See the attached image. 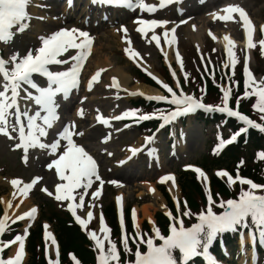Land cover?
Segmentation results:
<instances>
[{
    "label": "rangeland",
    "instance_id": "1",
    "mask_svg": "<svg viewBox=\"0 0 264 264\" xmlns=\"http://www.w3.org/2000/svg\"><path fill=\"white\" fill-rule=\"evenodd\" d=\"M66 1L67 0H56L55 2L52 0H32L31 6H33L32 8L37 14L27 12L30 18L26 21L29 25L27 29L21 33H17L16 30L13 29L14 38L9 43H0V49L2 52V58H4L5 61H8L14 53H19L21 57L25 56L29 51L24 50L27 46L36 50L42 44L40 42V37H48L62 29H78L80 31L88 32L89 37L92 40L93 55L99 57L103 62L106 61L104 64L105 66L102 69L99 68V70H94L95 73L97 71L102 72L100 77H98V82H93L92 90L89 91L88 83L94 75V72L89 68V65L86 67L83 65L80 71L79 86L69 92L67 99H64L62 94L56 98L59 105L57 108L59 119L55 121L53 127L48 130V135L41 138V142L51 144L57 139V134L61 132L63 129L62 127H65L66 125L75 133H83V135H74V137H76L75 143L78 145H85L86 148H88L89 155H91L96 161L98 174L105 182L102 187V196L96 201H93L90 196L92 191L100 187L99 181H96L93 184V187L89 189V195L85 196V205L83 209H76L77 215L86 217L85 219H87V211H93L94 209V219L89 222L86 229L82 228L75 221L73 215L67 210L70 202L57 201L55 199L56 186L67 182L58 179L55 168L49 169L47 167L51 163L53 155H49L48 150H42L39 148H30L26 155L23 148L17 147L16 145L19 143V140L17 133L11 131V125L14 124V117H11L9 132L13 138L9 139L8 136L0 135V219L5 217L1 198L5 197L10 199L12 194V190L8 188L7 182L10 183L13 179H17L22 181V184L24 185L32 183L33 179L36 177L41 179L38 180L33 188L27 193L30 196L31 205L33 204L32 207L37 209V212L34 215L35 219L32 218L31 220L26 218L23 221L7 219V228L4 234L0 235V244L13 240L17 235H24V229L26 227L30 225V227H28L29 230L34 226V222L39 215V207L45 202H51L50 205L53 207L58 209L61 208L68 212L73 221L81 227L82 233H85V237L88 240L87 244L91 246L94 251V264H97L98 250L95 248V242L90 239L88 233L95 231L98 238L103 239V234L100 232V216H103L102 208L105 204L109 202L113 203L117 217L120 215L118 219L119 221L125 210L128 211L130 217V212L134 207H139L140 209L146 203L155 201L149 193L139 194L144 190L142 183L150 182L155 186L157 191L159 190V186H162V189L165 190V193L167 194V184L159 183L157 181V176L160 173H173L171 175L174 176L176 183L177 172L181 170L184 165L192 163L199 164L203 156L206 157L209 147H211L212 153L216 152L215 149L218 145V136L225 139L230 133V129L227 127L226 123L220 122L218 119L206 117L203 114L205 113L203 110H197V112L190 114L187 118H179L163 128L158 126V128L155 129V127L153 128L152 126L154 124L153 122L147 123L146 125L150 127L145 128V132H139L136 130L137 123L133 121L134 118H130L134 123L126 124L130 125L129 127H125V125L121 126L114 121H109L107 126L101 121H94V119H97L94 117L96 113L97 115H100L101 113V116L103 115L102 118H110L112 115L114 116V114L121 115L122 112L127 110H138V114L142 113V110L130 105L129 102H131L132 99L130 100L128 97L130 95L129 93H126L125 91L120 92L119 89L112 87L109 83L106 84L107 75L113 69L124 71L125 74L130 77L131 82L129 86L131 88L135 82H139L138 77L140 76L135 75L134 70L129 72L132 68H136L140 71L137 74H144L151 78L149 75V73H151V75H154L160 81L172 87L177 95L182 91L184 94L193 95L198 99L203 97L202 102L204 104H210L207 102L205 94H203L205 89L203 82L207 79L213 84V96L210 100L212 102L210 104L211 106L222 104V89L231 88L229 105L231 107H237V100L234 99V96L236 95L233 93V90L239 80L243 83L241 93L242 96L244 95V68L246 58L250 78L255 80L257 84L264 82V55L261 54V46L259 44V41L264 39V34L261 33L262 31L260 32L259 29L260 23H264V0H232L235 5H242L245 7L249 12L250 17H252L251 19H253L252 22L254 21L253 25L255 26V30L253 32V38L251 39V42L254 44L253 48H248V43L243 44L244 46H241L239 43L240 37L238 34V24L232 16L229 18V20H231L230 22L223 19H217L215 16H210L215 8L220 7V3L224 0H185L184 4L169 6L163 9V11H159L160 15L163 17L161 20L168 22L164 26L166 31L171 32V30L175 28V33H173L174 49L177 51L176 54L179 55V62L176 55L173 53H170L169 56L171 60L169 59L168 61H166L163 56L161 49L164 46V29L156 27L154 30H149L144 25L137 23L138 20H148L149 17H139L137 13L127 14L126 11H101L92 13L80 4H75L73 8L70 7L71 10H69V4H65ZM144 2L150 6L158 8V0H144ZM113 16L117 17L118 20H112ZM103 19H106L107 22H104ZM60 24L62 25L60 26ZM137 28H144V34L138 32ZM124 29H126V31H124ZM225 30L229 31L234 38L233 45L231 44V47H229L237 61L234 68L231 66L224 49H222L217 43V38L213 37L214 35H217L216 37H218V34ZM114 31L118 34L115 35ZM190 32L195 34L197 40L190 38ZM153 34L159 37L158 41L152 39ZM123 39L127 40L128 46L124 44L122 41ZM125 49H129V52L126 53ZM132 51L138 53V57L140 56V58L148 65L152 66L154 73L152 70H145L138 66L134 62V59H132L133 57H131ZM75 54L76 50L70 49L68 53L58 58L68 59ZM225 65L228 66L225 67ZM69 67L70 65L54 67L53 72L67 70ZM173 73H175V77L173 76ZM37 78H42L39 75L33 77L38 85L42 87L47 86V81L37 82ZM152 81L153 85L159 88V91L165 94L167 93V95L170 96L160 84L156 83L153 79ZM177 83L180 85L179 88H177ZM248 91L251 92L252 88L249 87ZM32 94L36 95L38 93L32 92ZM250 102L255 103L256 97L254 96ZM19 103L21 109L30 105L31 113H34V111L37 110L34 104L23 99V93ZM79 110L83 111L82 116L78 115ZM240 111L244 115L246 114L242 110ZM161 112L160 110L154 111L157 115L161 114ZM76 115H78V118ZM154 122H158L159 125L162 123L159 119H155ZM24 123L26 124V121H24ZM38 123L40 122L38 121ZM73 124L75 125L74 129L71 128V125ZM109 125L113 126L112 129L108 128ZM119 128L122 129L118 130V133L113 132ZM147 130L149 132H147ZM148 133L155 134V139L152 143L146 145L145 137ZM101 138H104V142L101 141L99 143ZM61 143L63 144L62 141ZM134 145H140V149L143 150L139 151L136 155L130 156L131 159L128 157L124 163L118 164L117 162L127 154L128 148H132ZM262 145L264 146V142ZM62 151L59 150L54 156L59 155ZM109 153H111V155H109ZM247 153V149H241L239 151L238 165H240L242 161L244 165H253L254 163H257L259 170L257 174L264 177V160L259 159L258 154L256 156H251ZM218 171L224 170L214 169L211 173L204 172L207 177L206 180L195 173L196 180L200 185V192L206 198V208L208 206V197L211 196L208 175H217ZM218 178L220 180L222 179V182L229 185L227 177L221 178L218 176ZM111 181L117 183H110ZM232 185L228 187L232 188ZM43 188H47V191L52 193V195L49 196L47 193L43 192L41 190ZM80 191L83 190L77 189V192ZM263 191L264 190H258L256 194L264 195ZM119 193H123L125 198H123L121 207L118 210L116 200ZM159 195L161 196L160 193ZM177 198V202H181L183 204L181 205L185 206L186 200L184 199V196L179 195ZM170 200L176 207V211H178L177 202L174 201L172 197H170ZM77 202L78 198L77 201H72L71 203L75 205ZM92 202L96 206L89 208L88 205L92 204ZM163 203L164 201L161 202L160 200L159 202L157 200L152 215L154 218V213L161 212L167 218L169 222L168 229H170L174 220H172V217H168V211L165 210L166 208L163 206ZM197 205H201L200 202H197ZM180 208L181 206L179 209ZM206 208H203V211L200 210L199 213L206 211ZM188 210L191 211L189 206ZM216 210L214 209V211ZM175 215L176 219H179L186 228L192 226L193 223L184 222L182 219L183 217L180 216L179 213H175ZM13 221L16 222L13 223ZM104 221L105 226L107 227L106 220L104 219ZM40 223L42 224L40 241L36 244L37 256L40 255L41 257H44L46 264H49V260L55 261L57 259L58 245H56V241L54 246L48 245L45 240L43 231L44 226L49 225L48 228H50L52 234L51 224L44 220H41ZM144 223L151 232L149 235H143V239L146 241L151 237L155 243L157 242V245L161 243V241L156 239L153 235L155 224L154 226H151L145 219H141L138 231L134 229L131 220V230H133L134 237L141 235L140 229ZM176 226L179 227V225ZM118 230L122 237L120 223H118ZM239 233L231 232L233 237H236V235L238 236ZM253 233L251 239L252 242H247L243 237V241L239 245L236 237L232 246L229 248H223V253L226 255V259L232 260V264L249 263L250 254H247V252L249 248L253 246L255 249L253 264H261L263 260L261 252L264 250V238L260 237L258 233H255L254 229ZM124 234H126L125 230ZM253 238H258L259 245L262 249L261 251L259 249L257 250L255 247V240H253ZM25 241L26 238L24 240V245ZM137 243H139V240L133 243L132 247H129V253H131L132 257L129 261H134L135 259L134 253L136 251ZM106 244L107 246L105 249L108 247L107 241H105L104 246ZM10 250L11 246L5 248L0 255L4 258H8ZM140 251H146L145 244H140ZM24 254L25 256L23 255L22 264H26L28 261L26 246L24 247ZM202 255L203 254H201V256ZM66 259L70 264H81L74 251L67 252ZM129 261L118 262V264H128ZM111 264H117V262H111ZM189 264L193 263L189 261Z\"/></svg>",
    "mask_w": 264,
    "mask_h": 264
},
{
    "label": "snow or ice",
    "instance_id": "2",
    "mask_svg": "<svg viewBox=\"0 0 264 264\" xmlns=\"http://www.w3.org/2000/svg\"><path fill=\"white\" fill-rule=\"evenodd\" d=\"M92 2L125 6L130 9L139 8L141 11H147L148 13H153L157 10L154 6L146 4L144 0H92ZM173 2H177V0H160V7H164ZM31 4L32 0H0V43H9L12 41L14 38L13 29H15L17 33H21L27 29L29 25L26 21L29 20V14L26 9L31 6ZM68 4L69 7H71L72 0H68ZM223 12H235L239 14L244 23L245 33L249 37L247 46L248 48H253L254 44L251 42L252 23L247 18L246 13L239 7H226L223 9ZM216 18L227 20L230 17L226 15L223 17L217 16ZM137 23L151 30L163 26L168 22L152 19L138 20ZM262 30H264V26H262ZM124 31H126V29H124ZM137 31L144 34V28H137ZM171 31L175 33V28ZM164 35L165 38H167L168 33L165 32ZM40 39L42 46L36 50L30 49L23 57H21L19 53H14L8 61L0 57V89H2L0 90V135L8 136L9 139L13 138L9 132V125L10 118L14 117L15 123L11 125V131L18 133L19 143L16 146L23 148L26 155L30 148L46 149L49 155L53 156L57 154L59 149H63L58 158L54 159L47 166L49 169L54 167L58 179L67 182L56 186L55 199L57 201H69L70 203L68 204L67 210L73 215L75 221L82 228L86 229L89 222L94 219V213L91 210L87 211V219H83L80 215H77L76 209H83L85 205V196L89 195V189L93 187L96 181H99L100 187L92 191L90 196L93 201L100 199L102 196V187L105 182L97 172V164L93 157L73 140V135H83V133H75L66 125L62 131L57 134V139L51 144L42 143L41 138L48 135V130L51 129L54 122L59 119L57 115V108L59 105L56 98L62 94L63 98L67 99L69 92L79 86L80 71L84 62L90 55L92 40L87 32L78 29H62L48 37H40ZM152 39L158 41L159 37L153 34ZM225 39L227 40L228 38L225 37ZM166 42H168L167 39ZM259 44L261 46V54L264 55V39H261ZM70 49H75L76 54L68 59L58 58L63 56ZM125 51L128 53L129 49H125ZM138 55L139 54L135 51L131 52V57L133 58ZM227 57L231 66L234 68L237 61L231 49L227 50ZM177 60L178 62L180 61L179 55H177ZM52 65H70V67L67 70L53 72L49 67ZM227 66L228 65H225V67ZM244 74L245 92L243 97L237 98V109L233 110L229 106L231 88L222 89V106H210L202 102L203 97L198 99L193 95H186L182 91L177 95L172 87L149 73L151 78L170 94L171 98L169 99L164 95H151L147 96L146 99L149 101L166 102L174 106V109L170 110L167 114L161 113L159 115L155 113H140L138 115V110H127L121 115L113 117V119L124 120L125 118L134 117L137 122H143L155 118L162 121L159 127L163 128L176 121L179 117L192 114L197 110L223 113L241 122L242 127H240L239 131L232 133L227 140L218 136V145L215 151L219 152L226 145L236 142L237 138L242 133L247 134L250 129H255L264 133V125L255 123L248 116L242 115L238 110L241 99H249L255 96L256 102L253 104V109L260 114V120L264 121V82L257 84L255 80L250 78L247 58ZM35 75L45 77L47 86L42 87L38 85L33 79ZM100 75L101 72L97 71L91 77L88 83L89 91L92 90L93 82H98V77H100ZM173 76L175 77V73H173ZM112 86L119 89V84L115 78H113ZM179 87L180 85L177 83V88ZM249 87L252 88L251 92L248 91ZM29 90L38 94L33 95L32 91ZM22 93L25 101H29L36 106L37 110H35L34 113H31L30 105L26 106L24 109L20 108L19 102ZM130 94L143 95V93ZM78 115L82 116L83 111L79 110ZM97 120L101 121L106 126L109 123L108 120L103 119L99 115L97 116ZM24 121H26V124ZM38 121L40 123H38ZM129 126L130 125H125V127ZM71 128L74 129L75 125H71ZM154 139L155 134H153L152 137H146L145 144L152 143ZM61 141L66 143L62 144ZM142 150L143 149L135 148L129 149L132 155H136ZM109 155H111V153H109ZM258 158L264 160V152L258 153ZM241 164H243V161ZM191 170L195 171L199 176L204 177L205 180L207 179L203 171L199 168H192ZM217 176L221 178L227 177L230 186L235 182H238L242 186L238 198L229 199L227 201L221 200L219 204L214 205L212 197L209 196L206 211L199 213L196 217L199 222L187 228L179 219L172 217V214L168 213L169 217H172L174 220L173 225L169 229L170 234L165 237L161 235L158 229L154 228L153 235L156 239L161 241L158 245L151 237L146 241L143 239L142 235L133 237V243L137 240H139V243L136 244L134 261H129L128 264H189V261L201 254L205 256L208 264H217V262L208 255V252L213 241L216 240L219 235L247 229L249 230L248 235L251 237L254 234V229L255 233H258L260 237L264 238V195L256 194L258 190H264V185H258L248 178H241L239 171H237L235 179L226 170L218 171ZM40 179L39 177L34 178L32 183L24 184L20 191L26 195ZM168 181L172 182L173 187L176 186L173 175H165L161 177L158 182L165 183ZM10 183L15 187L22 184V181L13 179ZM110 183L116 184L117 182L111 181ZM244 185L248 186V190H244ZM77 189H82L83 191L77 192ZM41 190L49 196L52 195V193L47 191V188ZM77 198L78 202L75 205L71 203L72 201H77ZM116 203L119 210L121 206L120 197H117ZM95 206L94 203L88 205L89 208ZM214 206L223 209V211L217 214L214 211ZM8 207H11V205ZM8 207L5 208V217L0 219V235H3L7 228L6 220L8 219ZM186 207L185 203V208ZM177 210L179 212L178 202ZM36 212L37 209L33 207L29 212L16 217V219H32ZM189 215L190 213L187 210L183 212V216L187 217ZM132 218L133 226L135 227V210H133ZM15 222L16 221H13V223ZM119 223L122 229L121 243L124 251L128 253L130 252V248L128 237L124 234L125 222L123 216H121ZM176 225H179V227ZM28 227H30V225ZM28 227L24 229V235H17L13 240L0 244V253H2L5 248L18 244L14 257L4 258L0 255V264H22L25 247L24 240L28 234ZM44 227L47 230L48 226L45 225ZM100 232L103 234V239H99L95 231L88 233L90 239L95 242V248L98 250L97 264H111V262H117L118 264L120 257L117 246L111 240V230L105 226L104 217L102 215L100 216ZM50 238L51 233L46 231V242ZM105 241L108 243L107 249L104 247ZM52 244H55L54 239H52ZM140 244H145V252L140 251ZM177 250L180 254L179 260L174 255ZM49 264H59L58 251L57 259L55 261L49 260Z\"/></svg>",
    "mask_w": 264,
    "mask_h": 264
},
{
    "label": "trees",
    "instance_id": "3",
    "mask_svg": "<svg viewBox=\"0 0 264 264\" xmlns=\"http://www.w3.org/2000/svg\"><path fill=\"white\" fill-rule=\"evenodd\" d=\"M139 75V79L142 82L150 83V80L144 74H137ZM231 82V81H230ZM205 98L207 102L210 104L212 103L210 100L213 96V84L209 82V80H205ZM232 83V82H231ZM241 82L238 80L236 87L233 90V93L236 95L234 99L237 100L238 97H243L241 93ZM254 96L250 97L249 99H241L240 102V110L250 116V118L255 122L264 125V121L260 120V114L257 111H254L253 104L250 102ZM237 102V101H236ZM137 107L141 108V110L151 111L154 112L156 109L160 108L158 103H151V102H143L137 101L133 102ZM228 127H231L232 131H235L240 127L239 124L233 121H227ZM149 122L142 123L143 127L149 128L150 126L146 125ZM262 140H264V136H262L258 131H254L252 129L244 136L240 137L239 140L234 145H229L226 147L224 153L219 156L210 155V156H203L200 166L206 172H209L210 169H214L215 167H223L230 173H234V165L239 162V151L241 149H247V154L251 156H256L260 152H264V146L262 145ZM238 168V166H237ZM238 171L241 175L245 177H249L254 182L260 183L264 182V177H261L257 174L258 164L254 163L253 165H244L241 164L238 168ZM208 182L210 184V193L211 197L215 204H219L221 200L226 201L228 198L236 199L239 196L241 191V185L237 184L234 187H228L227 183L222 182L218 177L214 176L213 174L209 175ZM177 183L179 184L180 195L184 196L186 200V208L185 206H181L179 212L176 211L174 206L170 201V198L159 186V190L161 195L164 196L166 201V207H168V212L172 214V217H175V213H179L182 216L184 222L193 223L197 218V215L200 210L203 211L205 207V196L201 194V189L198 181L194 173H186V172H178L177 176ZM244 190H248V188L244 185ZM207 201V200H206ZM197 202H200L201 205H197ZM51 202H45L39 207V217L38 220L35 221L34 226L28 230L27 238L25 241L26 251L28 253V261L26 264H46L45 258L41 257L40 255L37 256V246L36 244L40 241V231H41V223L40 219H44L46 222L51 223L52 231L55 235V240L58 245V253H59V264H70V262L66 259V253L69 251H74L75 255L78 256V260L81 264H94V251L91 246H89L88 240L85 237V233H82L79 226L73 222L70 218L69 214L62 210L61 208L58 209L50 205ZM188 206L191 208V211L188 210ZM102 213L104 219L106 220L107 227L111 230L110 237L113 243L117 246V251L120 257L119 262L129 261L131 257V253H126L123 249V245L121 243V236L120 231L118 230L117 220H115V210L113 209L112 202H109L104 205L102 208ZM214 209L218 210L221 209L219 207H215ZM187 210L190 215L185 217L183 216V212ZM155 218V228L158 229L161 235L165 234L168 229V220L167 218L161 213L156 212L154 213ZM176 218V217H175ZM123 219L125 222V231L129 241V247H132L134 237L133 230H131V219H129V213L125 210ZM141 235H149L150 230L148 229L145 223L141 226ZM140 235V236H141ZM224 238L226 244L231 240V237L228 236V233H224L221 235ZM107 244L104 246L106 247ZM217 247V239L213 241V244L210 246L216 255H220V251L216 249ZM176 253V252H175ZM174 253V254H175ZM177 256V253H176ZM195 261H200L198 257H196Z\"/></svg>",
    "mask_w": 264,
    "mask_h": 264
},
{
    "label": "bare ground",
    "instance_id": "4",
    "mask_svg": "<svg viewBox=\"0 0 264 264\" xmlns=\"http://www.w3.org/2000/svg\"><path fill=\"white\" fill-rule=\"evenodd\" d=\"M52 1H56V0H52ZM58 1V0H57ZM160 1V0H159ZM39 3V2H38ZM180 3H178L179 5ZM220 7L218 8H215L214 12H212V14L210 15L211 17L213 16H232L235 21L237 22L238 24V34H239V37H240V41L239 43L241 44V46L243 44H247L249 42V37L248 35L245 33V28H244V23H243V20L242 18L239 16L238 13H225L223 12L222 9L226 8V7H239L240 9H242L246 15H247V18L251 21L252 23V30H251V39L253 38V32L255 30V26L253 25V22L251 19L252 17H250V14L249 12L247 11V9L245 7H243L242 5L241 6H238V5H235L234 4V1L232 0H224L223 2L220 3ZM38 5V4H37ZM42 5V4H41ZM47 5V4H46ZM33 6H30L29 7V10L31 11V13L34 11L36 13V11L32 8ZM36 7V6H35ZM58 7V6H57ZM64 9V8H63ZM51 10V9H50ZM53 10V9H52ZM55 11V10H54ZM158 11V12H157ZM160 10H156L155 12L153 13H148V12H143L141 11V14H150V15H157V13H159ZM51 13V11H50ZM225 13V14H224ZM37 14V13H36ZM40 15V14H38ZM30 19V18H29ZM67 19V18H66ZM231 20H228V22H230ZM58 24V23H57ZM62 24H60L61 26ZM59 26V25H58ZM262 26H264V23H260L259 25V29L260 31L264 32V30H262ZM54 28V27H53ZM164 29V34L166 31L165 27L163 26ZM154 30V29H153ZM115 32V35H117L118 33L116 31ZM168 33V36L167 38H165L164 36V46L162 47V53H163V56L164 58L166 59V61H168L170 59V53H173L174 55H176L177 57V51H175L174 49V40H173V32H167ZM190 38L192 39H195L197 40V38L195 37V34L194 33H191L190 32ZM215 34H218V33H215ZM211 35V34H210ZM213 36V35H211ZM217 35H214L213 37L217 38V43L221 46L222 49H224L226 55H227V50L230 49L229 47H231V44L234 43V38L232 37V34L229 33V31H223V32H220V34H218V37H216ZM225 37H227L228 39L226 40ZM32 39V38H31ZM166 39L168 42H166ZM124 42L125 45H127V40L126 39H123L122 40ZM41 42V41H40ZM42 43V42H41ZM135 43V41H134ZM238 44V43H237ZM233 45V44H232ZM30 46V45H29ZM40 46V44H39ZM42 46V44H41ZM128 46V45H127ZM236 46V45H235ZM244 46V45H243ZM234 47V46H232ZM40 48V47H39ZM33 50L32 47H25L24 50L27 51V50ZM38 49V48H37ZM23 50V51H24ZM35 50V49H34ZM72 50V49H71ZM95 52V51H94ZM68 53V52H67ZM66 54V53H65ZM64 54V55H65ZM93 55V47L90 51V55L88 56L87 60L84 62V66L86 67L87 65H89V68L93 70L94 74H95V71L94 70H99V68H103L105 65V62H103L102 60H100L99 57H96V56H92ZM69 56V55H67ZM66 57V56H65ZM64 57V58H65ZM94 57V58H93ZM134 59V62L140 66L142 69H145V70H152V72L154 73V70L152 68V66L148 65L143 59L140 58V56L138 57H134L132 58ZM171 60V59H170ZM169 65V63H168ZM63 67V66H62ZM67 67V66H66ZM54 68V67H53ZM51 70V68H50ZM91 70V71H92ZM53 71V70H52ZM102 72V71H101ZM113 78H115V80L118 82L119 84V90H123L125 91L126 93H143V95H140V96H151V95H160L159 91L157 89H154L150 86H147V85H142L140 83H134V85L130 88L129 84L131 82L130 80V77L129 75L125 74L124 71L122 70H119V69H113L106 77V84L109 83V85H112L113 83ZM113 87V86H112ZM116 88V87H114ZM58 115V114H57ZM62 116V115H61ZM114 117V116H112ZM3 138V137H2ZM5 140V138H4ZM3 140V141H4ZM138 146H132V148H135ZM132 148H128L127 150V155H130L132 154L129 149H132ZM131 159V158H130ZM187 169H189L191 171L192 168H196L194 166H186ZM196 173V172H195ZM167 175H171V174H167ZM199 176V175H198ZM201 177V176H200ZM204 178V177H202ZM8 183V188H10L12 190V194H11V198L10 199H7L5 197L1 198V203L3 205V210H4V214H5V208L8 207L9 205H11V207H8V212H7V216H8V219H11V220H16V217L20 216V215H23V214H26L27 212H29L31 210L32 205H31V201H30V196L29 194H23L20 189L23 188V185L20 186V185H17V186H13L11 183L7 182ZM164 184H167L166 186V191L168 193V195L170 197H172L174 199V201H178L177 197L179 196L178 195V185L175 183V187L172 186V182L171 181H168V182H165ZM239 184V183H238ZM240 185V184H239ZM142 186H143V189L142 191L144 192H140L139 194H150L154 199L155 201L153 202H156L157 203V200L160 202H163V197L159 195L157 189L155 188L154 185H152L150 182H144L142 183ZM150 190H154V191H150ZM15 193V195H14ZM121 198V202L123 200L124 197V194L123 193H119V196ZM153 202H150V203H146L144 206H142L140 209L139 207H134L131 212H130V219L132 220V225H133V218H132V213H133V210H135V213H136V220H135V227L134 229L138 231L139 229V224H140V221L141 219H146V221L149 223V225H153L155 223V219L153 218V210L155 209V204L156 203H153ZM93 204V202H92ZM158 205V204H157ZM121 207V206H120ZM92 211V210H91ZM93 212H94V209H93ZM97 212V211H96ZM97 214V213H96ZM35 215V214H34ZM82 217V216H81ZM83 219H85L86 217H82ZM35 219V218H34ZM32 220V219H31ZM23 221V220H22ZM31 222V221H30ZM29 223V222H28ZM27 224V223H26ZM24 225V224H23ZM28 225V224H27ZM49 226V225H47ZM44 236H45V232H50V228L47 227V230L45 229L44 227ZM43 234V232H42ZM23 235V234H22ZM241 237V243L243 241L242 237H244L246 239L247 242H252L251 241V238L249 237L248 233H245L244 235H240ZM52 239H54L53 237V234H51V238L47 240V243L48 245H53L52 244ZM246 242V243H247ZM251 244V243H250ZM55 245V244H54ZM53 245V246H54ZM18 248V244L16 245H11V250H10V253H9V257H14V254L16 252ZM57 251V250H56ZM249 252H247V254H251L254 252V248H251L250 250H248ZM210 257H212L210 254H208ZM244 255V254H243ZM25 256V254H24ZM8 257V258H9ZM212 259H214L212 257ZM216 261V260H215ZM217 264H224L223 262L221 261H216ZM246 264H251V261L249 263H246Z\"/></svg>",
    "mask_w": 264,
    "mask_h": 264
}]
</instances>
